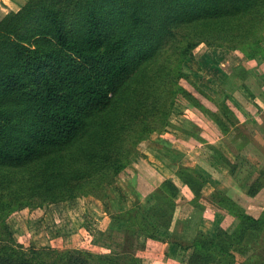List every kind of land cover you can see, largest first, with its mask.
<instances>
[{
	"label": "trees",
	"instance_id": "trees-1",
	"mask_svg": "<svg viewBox=\"0 0 264 264\" xmlns=\"http://www.w3.org/2000/svg\"><path fill=\"white\" fill-rule=\"evenodd\" d=\"M179 32L190 40L183 57L206 43L264 59V0H26L0 18V264H120V253L25 246L5 216L22 205L65 202L96 189L109 196L107 186L151 131V117L161 114L165 131L171 124L162 108L165 91L183 96L225 134L237 125L231 96L218 100L182 66L159 62ZM200 130L187 133L208 142ZM209 146L224 166L250 163L245 173L259 171L247 191L256 197L264 188L261 163L241 155L233 164L215 143ZM175 173L190 190V203L204 209L199 200L209 177L184 164ZM179 193L165 177L151 193L153 203H135L115 216L127 231L163 240ZM214 198L237 223L232 230L219 224L215 236L200 229L186 243L174 236L171 244L188 253L186 264H235L237 249L255 244L264 230V211L252 214L226 193ZM127 264L143 259L130 255Z\"/></svg>",
	"mask_w": 264,
	"mask_h": 264
},
{
	"label": "rangeland",
	"instance_id": "rangeland-1",
	"mask_svg": "<svg viewBox=\"0 0 264 264\" xmlns=\"http://www.w3.org/2000/svg\"><path fill=\"white\" fill-rule=\"evenodd\" d=\"M25 2L0 0V16L4 11L17 9ZM187 44H190V40L179 32L165 48L166 51L164 49L159 62L168 63V69L182 66L192 80L218 100L226 95L231 96L229 104L239 115L237 125H233L232 130L225 134L183 96L173 90L165 91L162 108L169 110L171 124L165 131L161 114L151 117V131L134 146L135 151L126 170L107 186L109 196L102 198V190L96 189V192L65 202L44 206L22 205V208L5 216L19 243L53 250L80 247L96 252L120 253V264H127L130 255L142 257L143 264H186L183 259L188 253H182L179 247L171 244L174 236L186 243L184 237L193 236L200 229L215 236L219 224L232 230L237 223L236 220L229 222L225 210L219 209L214 201L215 193L228 194L252 214L259 215L264 211V188L256 197L247 193L259 171L252 176L245 173V167L250 163L240 169L224 166L209 146L215 143L231 158L233 164L239 163L237 156L242 155V158L248 156L253 161H259L261 168H264V107L258 112L252 100L247 101L250 97L243 86L246 83L264 104L261 95L264 77L256 67L264 59L248 61L239 50L206 43H201L195 49L193 57H183ZM246 64L251 68H247ZM250 111L251 116L248 115ZM198 128L208 142L196 143L193 136L187 133ZM180 164L197 168L209 177L203 188V197L199 200L204 209L190 203L192 194L175 173ZM165 177L172 178L180 187L176 198L180 203L176 218L171 229L162 230L160 237L163 240H145L127 231L115 215L122 208L128 210L135 203L140 208L153 203L151 193ZM0 237H4L3 232ZM237 251L235 264H264V230L255 244L245 245Z\"/></svg>",
	"mask_w": 264,
	"mask_h": 264
},
{
	"label": "crops",
	"instance_id": "crops-1",
	"mask_svg": "<svg viewBox=\"0 0 264 264\" xmlns=\"http://www.w3.org/2000/svg\"><path fill=\"white\" fill-rule=\"evenodd\" d=\"M20 8V7H19ZM19 8H17V9H12V10H18ZM10 10H7V11H4L2 14H1V16H0V18L1 17H3L6 13H8ZM264 44V43H263ZM246 59V58H245ZM247 60V59H246ZM248 61H251V60H248ZM259 63V62H258ZM264 63V62H263ZM263 63H259L258 64V68H259V70L263 73L262 75H263V77H264V68H262V66H263ZM262 65V66H261ZM246 95L248 96V98L249 99H247V101L248 100H252V102H253V104L255 105V106H257V110H258V112L259 111H262V106L264 107V104H262L261 103V101H259L257 98H260L258 95H257V98L254 100L249 94H248V92H246ZM261 95H262V98L264 97V89L263 90H261ZM256 102L258 103V104H256ZM262 104V105H261ZM251 111L250 112H248V115H250L251 116Z\"/></svg>",
	"mask_w": 264,
	"mask_h": 264
}]
</instances>
